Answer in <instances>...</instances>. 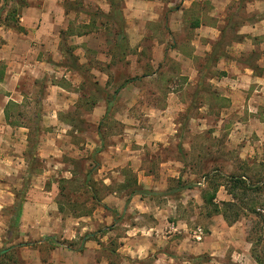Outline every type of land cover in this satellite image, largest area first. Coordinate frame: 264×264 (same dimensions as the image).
Segmentation results:
<instances>
[{"label":"rangeland","instance_id":"374dc122","mask_svg":"<svg viewBox=\"0 0 264 264\" xmlns=\"http://www.w3.org/2000/svg\"><path fill=\"white\" fill-rule=\"evenodd\" d=\"M29 1L0 0V25L19 32ZM163 1L162 20L137 33L123 0L112 10L107 0H58L63 33L53 60L41 53L48 65L16 78L0 115V264H210L207 254L166 248L171 261L120 250L129 225L152 223L128 207L127 180H155L140 197L153 209L170 200L168 222L183 221L196 241L193 232L206 236L212 225L200 192L230 177L264 178V37L241 33L264 18V0H221L216 12L219 0ZM213 21L216 39L201 37L200 22ZM73 35L86 36L85 47ZM155 48L163 60L152 69ZM235 193L238 226L256 239L260 218L250 210L264 217V195ZM109 196L129 210L117 217L103 202ZM86 235L93 245L79 253Z\"/></svg>","mask_w":264,"mask_h":264},{"label":"crops","instance_id":"0c3cea01","mask_svg":"<svg viewBox=\"0 0 264 264\" xmlns=\"http://www.w3.org/2000/svg\"><path fill=\"white\" fill-rule=\"evenodd\" d=\"M168 5L170 6L171 4L168 3ZM212 5L215 10L213 12L222 9L221 0L217 1L216 5L212 2ZM164 7L163 0H123V16L127 25H136V30L133 31L142 33L144 25L159 23L162 20ZM62 15L64 16V11L60 7L58 0H30L23 7L19 18L18 26L23 29V32H16L0 25V72H2L0 74V115L2 117V110H4L13 96V91L11 92V90L15 86L12 83L17 80L16 78L20 75L35 72L38 67L45 68L48 65V62L42 60L45 54L49 56L52 55L50 53H53L54 55V52L57 51L59 25L60 20L63 19ZM70 16L68 14L65 18L68 19ZM213 16L214 14H212ZM216 18L219 17L217 16ZM214 23L219 24L218 21H213L211 26H207L200 22L201 37L216 39L217 36L214 37L212 35V38V36L208 35V31L211 33H214L215 30L217 31V28L213 27ZM241 33L264 37V18L251 26L243 27ZM71 39L76 42L75 45H80V48L85 47L82 43L86 44V36L73 35ZM49 49L51 52H49ZM76 49L75 51L81 50L79 48ZM153 59L154 61H151L152 69H154L155 63H161L163 60L162 53L158 48L153 51ZM1 89H9L8 94L2 92ZM141 172L143 171L141 170ZM137 177V184L139 186L142 184V188L145 190H149L151 186L156 185L155 180H145L147 178L145 175L141 177L143 180L140 179L139 175ZM197 185L200 186V184ZM201 195L202 192H200V196L196 197L200 200L199 206H203ZM111 197H107L103 202L107 209L115 211L117 217L119 214L121 216L123 211L129 210L124 208L121 210V206L118 204L119 198ZM229 201L230 196L226 193L224 187H219L215 202ZM170 202L169 200L166 207H155L153 209L140 195L133 196L129 201L128 207L130 210H133L138 218L143 220L148 218L152 223L148 226L143 223H137L133 226L129 225V231L126 232L129 237L124 236L120 239L123 242L120 244V250H124L129 254H140L141 257L158 251V258L163 257L172 261L174 260L173 257H169L162 252L164 249L166 251L167 248L166 252L170 253L171 256L185 255L199 258L207 254L210 258L208 261L210 264H256L251 257V244L246 239L245 228L241 229L237 222L229 226L220 215L211 217L212 225L209 228V233L206 236L202 235L200 241H191L192 236L183 221H177L176 225L168 222V218L176 212V208ZM180 224H183V228H180L182 226L179 227ZM167 226L171 227V229L166 233L165 229ZM180 231L182 237L174 238L176 236L175 233L180 234ZM92 245L93 242L87 241L84 243L83 248L86 250L88 247L91 248ZM130 259L132 258L130 257ZM157 261L159 259L155 263ZM182 264L191 263L183 259Z\"/></svg>","mask_w":264,"mask_h":264},{"label":"trees","instance_id":"16d2710c","mask_svg":"<svg viewBox=\"0 0 264 264\" xmlns=\"http://www.w3.org/2000/svg\"><path fill=\"white\" fill-rule=\"evenodd\" d=\"M107 1L112 10L113 9L112 5L114 4V0H107ZM24 6L26 5L24 4L23 7ZM116 12H117V9H116ZM122 21H123V18L121 19V22ZM17 23L18 22H16L15 29L19 32H23V29L17 26ZM194 25L195 27H198V23H195ZM62 33L63 32H60L61 35ZM117 34L119 35V32ZM213 59L215 60L219 59V55H217L216 52H215V56ZM128 84H129L128 80L123 82L117 88V90H115V94H118V92L122 90L124 87H126ZM105 102L107 105L106 106V114H107L110 110L112 103H108V100H106ZM128 186L134 187V189L128 194L129 198L134 195L141 196L143 194H152V192H150L149 190H145L141 186H139L137 184V180L135 177H133V180H130V181L127 180L126 184L124 185V188L126 189ZM219 187H224L226 193L230 196L229 202H220V203L215 202L216 194H217ZM181 189H184V186L177 187V189H175L173 192L180 191ZM91 191L95 193L98 191L95 185L91 187ZM237 191L241 193L242 198H248L249 195L252 197L253 196L259 197L261 195H264V178H262L261 180L252 181V180H243L242 176H240L239 178L230 177V178H227L225 180V183L223 184H215L211 192L203 191L201 195V200L203 203V209L206 212V216L208 218H211V217L220 215L223 218L224 222L229 226L238 222L240 218V211H242L243 207H241L240 205L235 206L234 204L236 200L235 192ZM93 200H96L94 194H93ZM235 207H239V210L238 209L236 210ZM221 208H223V210H221ZM250 211L252 215L260 218L259 222H260V227H261V228L259 227L258 231L256 230L255 232L257 236L256 239H249V238L247 239V241L251 244V257L253 258L256 264H264V232H263L264 217L261 216V214H259L255 208L251 209ZM92 239L93 238L91 235H86L84 239L82 240L83 245L87 241H92ZM45 241H47L49 245L51 246H56V247L59 246L58 243L56 242L53 243L52 240L49 238H45ZM83 251H84V248L82 246L78 250V252L81 253ZM0 256L4 257V253L2 251L0 252Z\"/></svg>","mask_w":264,"mask_h":264},{"label":"built area","instance_id":"2783aa9c","mask_svg":"<svg viewBox=\"0 0 264 264\" xmlns=\"http://www.w3.org/2000/svg\"><path fill=\"white\" fill-rule=\"evenodd\" d=\"M202 235H203V232L200 228L196 229L194 234H193V238L196 240V241H200L202 239Z\"/></svg>","mask_w":264,"mask_h":264}]
</instances>
